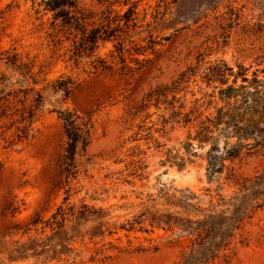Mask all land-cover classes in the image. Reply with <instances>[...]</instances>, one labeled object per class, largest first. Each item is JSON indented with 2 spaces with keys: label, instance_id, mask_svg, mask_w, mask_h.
I'll return each instance as SVG.
<instances>
[{
  "label": "rangeland",
  "instance_id": "1",
  "mask_svg": "<svg viewBox=\"0 0 264 264\" xmlns=\"http://www.w3.org/2000/svg\"><path fill=\"white\" fill-rule=\"evenodd\" d=\"M41 1L0 0L5 92L22 98L20 90L34 89L44 98L28 141L16 143L14 131L0 128V239L12 245L47 236L40 228L22 234L35 214L46 220L60 206L102 212L81 224L82 235L56 260L11 261L2 249L0 264H179L201 231L199 213L185 212L184 201L224 210L264 175L257 136L214 175L212 143L197 141L201 123L226 105L221 90L238 89L235 104L255 92L257 77L264 91V0H129L128 6L137 4L136 26L122 60L115 42L101 43L95 57L76 59L74 36L51 13L37 12ZM78 2L96 25L106 8H128L118 0ZM97 58L108 68L95 71ZM59 82L70 87L68 97L56 91ZM66 109L92 126L76 177L68 179L58 173L67 137L57 112ZM211 135L221 151L237 141L214 129ZM259 205L210 264H264V198Z\"/></svg>",
  "mask_w": 264,
  "mask_h": 264
},
{
  "label": "trees",
  "instance_id": "2",
  "mask_svg": "<svg viewBox=\"0 0 264 264\" xmlns=\"http://www.w3.org/2000/svg\"><path fill=\"white\" fill-rule=\"evenodd\" d=\"M118 2L121 7H127L130 3L129 0L122 2L118 0ZM38 6L37 12H40L42 8V12L51 13L53 23L74 36L71 51L76 59L95 57L100 44L106 42H115L120 60L123 59L125 52H128L125 49V42L129 31L136 26L134 20L137 15V4H132L126 10L118 12L109 7L106 8L103 12V21L99 25H96L91 12L80 7L78 0H42ZM93 68L98 71L107 69L108 66L105 60L97 58ZM254 80L258 85L255 87V92L244 93L243 100L235 104L231 100L241 96L240 94L233 96L234 93H239L238 89L228 86L221 90L226 105L217 110L215 117L207 118V122L201 123L197 141L202 145L212 143L208 153L210 174L221 173L225 168L226 160L237 158L244 145H253L245 144L253 137L257 136L254 139L256 144L264 146V113H262L264 91L261 90L263 84L257 77ZM8 81L0 80V83L4 85L0 89V128H6V133L14 131L11 137L16 140V143L28 141L33 137L34 123L44 105L43 95L34 89L20 90L23 93L22 98L20 94L12 90L6 93V88L10 84ZM243 82H248V79L243 78ZM243 88L242 86L241 89ZM60 90L64 91L66 97L69 96L70 87L63 82H59L56 86V91ZM29 92L33 95L29 96ZM57 114L63 123L67 137L64 153L58 160V173L60 177L65 176L66 179L74 178L77 173L76 158L86 151L90 143L92 126L75 111L59 110ZM213 129L227 137H235L236 143L225 142L221 151L211 135ZM245 191H247L245 195L239 199L234 197L228 201L227 207L220 211L209 212L184 201L186 205L181 207L185 209V212L191 213V209L192 212L199 213L195 222L201 227L199 228L201 231L179 264H210L219 258L221 252L230 245L235 232L251 211L252 206H260L259 201L264 198V175L257 176ZM191 197L196 198L193 194ZM67 200L68 196L65 198V201ZM250 200L253 202L251 203ZM84 207L80 210H71V208L60 206L46 220L35 214L29 224L24 227L22 235H28L31 230L37 231L39 228L40 233L49 230V234L47 236L31 235L25 241H16L12 245H8L2 237L0 250L5 249L11 261L42 258L44 262L50 263L51 260H56L59 255L69 251V246L74 239L82 235L81 224L102 212L101 209L86 211L87 208L85 210ZM70 220L72 225L69 226ZM19 229L18 225L15 226L12 233L18 234Z\"/></svg>",
  "mask_w": 264,
  "mask_h": 264
}]
</instances>
